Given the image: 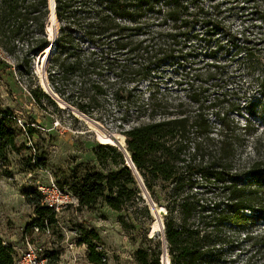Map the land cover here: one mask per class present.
I'll return each instance as SVG.
<instances>
[{"label":"trees","instance_id":"1","mask_svg":"<svg viewBox=\"0 0 264 264\" xmlns=\"http://www.w3.org/2000/svg\"><path fill=\"white\" fill-rule=\"evenodd\" d=\"M55 3L59 27L46 65L50 88L87 117H121L111 124L124 145L126 137L151 199L167 210L164 235L146 237L155 249H139L136 263L162 264L165 243L170 264H264V225L256 223L264 224V159L254 125L224 113L210 117L201 89L176 106L140 92L165 67L182 68L192 84L203 83V76L205 83L215 80L223 69L210 49L211 31L223 26L219 6L209 0ZM50 13V0H0V51L14 58L36 103L58 109L33 73L35 58L51 46ZM256 68L264 90V59H257ZM14 124L13 115H0V195L2 176L11 177L8 154L18 150ZM115 146L98 145L94 155L102 171L87 173L70 188L78 208L102 202L113 212L143 208L150 216L133 169ZM24 196L36 215L27 231L46 232L57 223L36 189ZM121 224L134 228L123 219ZM99 240L94 231L80 240L89 264H107L94 243ZM13 255L0 238V264H14ZM44 258L59 264L55 252Z\"/></svg>","mask_w":264,"mask_h":264},{"label":"rangeland","instance_id":"2","mask_svg":"<svg viewBox=\"0 0 264 264\" xmlns=\"http://www.w3.org/2000/svg\"><path fill=\"white\" fill-rule=\"evenodd\" d=\"M209 2L219 6L223 21V26L211 31L210 49L223 67L215 80L205 83L203 76V83L192 84L193 78L187 77L182 68L165 67L142 85L140 92L145 97L155 96L160 104L176 106L180 101L187 102L193 91L201 89V100L210 117L224 113L254 125L261 159H264V90L256 68L257 59H264V0ZM49 31L50 35L51 29ZM0 52L4 57L0 59V115L9 113L26 125L24 132L15 121L18 150L8 154L6 169L11 177L1 178L0 238L4 245L12 246L14 264L31 249L41 250V256L48 251L55 252L59 264H84L88 248L80 244V240L89 231L99 235L100 240L94 243L105 254L107 264H137L135 254L139 249H155V242L149 243L146 237L162 234L157 232L160 220L151 210L149 216L143 208L113 212L102 202L93 209L69 206L46 232L26 230L36 215L35 206L24 196L25 191L49 181L70 189L87 173L102 171L94 149L112 142L118 147L125 146L122 134L111 124L113 118L121 117H77L44 101L37 104L31 96L28 80L17 74L14 58ZM250 54L255 58H248ZM44 59L43 53L35 58L33 73L40 87L43 80L48 92L42 74ZM46 65L47 62L45 70ZM105 134L115 137L109 139ZM145 204L150 209L147 201ZM157 206L158 213H162L160 207L164 206ZM121 219L134 228H124ZM256 223L260 227L264 225L261 220Z\"/></svg>","mask_w":264,"mask_h":264},{"label":"water","instance_id":"3","mask_svg":"<svg viewBox=\"0 0 264 264\" xmlns=\"http://www.w3.org/2000/svg\"><path fill=\"white\" fill-rule=\"evenodd\" d=\"M50 16L47 20V23H46V27H47V31H49V26L51 25V21H50V17H53L55 19V24L53 26V34L50 33V41H51V46H50V51H49V54H43V57H45L44 59V63L42 65V74L43 76L45 77V80H46V83H47V87L49 89V91L51 93H48L45 91V89L41 86V89L44 90L43 92L49 97L51 98L56 104L58 107H60L61 109L63 110H68L70 112H72V114H76L77 113H80L77 109L73 108L72 106L68 105L67 103L63 102L54 92L53 90L50 88L49 86V82H48V77H47V74H46V70H45V64L46 62L48 61V59L50 58V56L52 55L53 51H54V42H55V38H56V35H57V32H58V28H57V18H56V3H55V0H50ZM60 103L62 105H60ZM81 115H83L82 113H80ZM85 116V115H84ZM87 117V116H85ZM105 137L111 139V138H114L115 136L112 135V134H105L104 135ZM114 146V145H112ZM115 147H118V146H115ZM118 148H120L124 153H125V156H126V164L129 168L133 169L136 177H137V180H138V184H139V187H140V190L143 192V198L145 201H147L149 207H150V210H151V213L155 216H157L160 220V224H161V227H160V230L157 231V232H160L164 235V229H165V225H164V217L162 216V214L166 215L167 213V210L165 207L163 212L162 213H158V206L157 204L151 199L150 197V194L148 193L146 187H145V184L142 180V178L140 177L135 165L133 164L132 162V158H131V155L128 153L127 149H126V137H125V146H119ZM153 236H150V238H152ZM165 241V240H164ZM162 264H170V260H169V256H168V252H167V248H166V244L164 243V255L162 257Z\"/></svg>","mask_w":264,"mask_h":264},{"label":"built area","instance_id":"4","mask_svg":"<svg viewBox=\"0 0 264 264\" xmlns=\"http://www.w3.org/2000/svg\"><path fill=\"white\" fill-rule=\"evenodd\" d=\"M0 59H4L0 52ZM17 125L26 132V125L21 119H15ZM36 190L42 196V205L52 210L57 216L60 215L69 206L79 207L78 199L73 195L71 190L66 187L59 186L55 181H49L48 184L38 185ZM39 232V229H35ZM41 250H29L21 255L20 260L16 264H48V260L41 256ZM84 264H89L85 262Z\"/></svg>","mask_w":264,"mask_h":264},{"label":"bare ground","instance_id":"5","mask_svg":"<svg viewBox=\"0 0 264 264\" xmlns=\"http://www.w3.org/2000/svg\"><path fill=\"white\" fill-rule=\"evenodd\" d=\"M50 21H51V25L49 26V29H51V27H52V25L54 26V24H55V19L53 18V17H50ZM51 34H53V31H52V33ZM49 51H50V47L48 48V49H46L44 52H43V54H47L48 55V53H49ZM41 69V68H40ZM41 80H42V75H41ZM46 81V80H45ZM41 86L44 88V86H43V80L41 81ZM45 89V88H44ZM47 90H48V93H51L50 91H49V89L47 88ZM45 91H46V89H45ZM47 92V91H46ZM60 105H62L61 103H60ZM76 115H77V117H78V115L79 116H81V117H85L84 115H81L80 113H77L76 112ZM89 119V118H88ZM160 213V212H159Z\"/></svg>","mask_w":264,"mask_h":264}]
</instances>
